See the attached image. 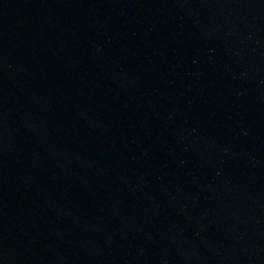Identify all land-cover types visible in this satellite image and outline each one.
I'll list each match as a JSON object with an SVG mask.
<instances>
[{"label":"water","instance_id":"obj_1","mask_svg":"<svg viewBox=\"0 0 264 264\" xmlns=\"http://www.w3.org/2000/svg\"><path fill=\"white\" fill-rule=\"evenodd\" d=\"M0 264H264V0H0Z\"/></svg>","mask_w":264,"mask_h":264}]
</instances>
